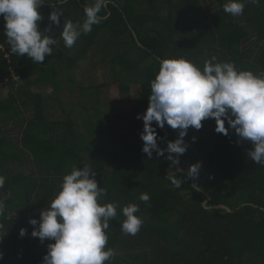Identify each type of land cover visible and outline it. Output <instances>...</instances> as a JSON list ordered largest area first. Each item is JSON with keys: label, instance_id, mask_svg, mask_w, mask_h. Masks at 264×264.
<instances>
[{"label": "trees", "instance_id": "trees-1", "mask_svg": "<svg viewBox=\"0 0 264 264\" xmlns=\"http://www.w3.org/2000/svg\"><path fill=\"white\" fill-rule=\"evenodd\" d=\"M226 2L108 0L102 22L67 48L59 32L67 20L83 22L88 0H45L38 9V28L50 27L46 34L57 44L39 64L9 53L0 16V84L8 88L0 96V176L5 177L0 264H42L53 241L32 237L34 226L28 221L39 220L73 166L91 167L98 187L106 190L98 202L118 205L106 245L115 255L105 264H264V166L247 158V142L232 129L227 136L215 132L212 118L202 121L199 130L189 127L185 153L172 155L182 171L204 157L194 183L167 157V143L178 138V130L152 122L164 155L154 150L149 159L141 150L143 121L137 115L146 111L150 82L162 59L184 58L202 69L215 56L244 70L240 66L247 63L238 60L235 50L255 38L240 57L250 62L249 71L264 74V0L246 3L240 16L224 12ZM53 10L62 13L58 24L48 19ZM209 15L216 16L212 23ZM95 56L96 67L107 70L101 82L76 85L70 75L59 80L65 70L82 61L91 64ZM112 84L120 98L102 100ZM130 85L137 86L135 99L128 95ZM46 86L53 94L45 92ZM179 178L183 183L175 187L171 179ZM141 193L150 196L147 203L139 199ZM130 203L139 205L136 215L143 219L134 236L120 227L121 209Z\"/></svg>", "mask_w": 264, "mask_h": 264}, {"label": "clouds", "instance_id": "clouds-1", "mask_svg": "<svg viewBox=\"0 0 264 264\" xmlns=\"http://www.w3.org/2000/svg\"><path fill=\"white\" fill-rule=\"evenodd\" d=\"M45 0H0V16L3 17V31L9 53L15 56H27L33 63L39 64L45 56H51L52 46L57 39L39 30L42 16L38 9ZM108 0H93L85 4L82 23L67 20L59 32L67 48L73 47L82 34L92 31L93 25L102 22L100 15ZM259 4L260 0H227L223 11L232 16L242 15L245 4ZM61 12L51 11L48 19L58 24ZM148 106L142 116L143 141L142 152L152 158L164 151L157 145L156 127L165 124L178 130V138L167 143L168 158L178 161L172 155H182L186 151L183 137L189 127L199 130L202 121L212 118L214 131L225 136L229 129L234 130L241 141L250 147L246 153L252 162L264 166V74L256 75L249 70H237L232 62H217L215 56L206 59L203 68L184 59L166 58L159 62L158 72L150 82ZM225 121L228 127H225ZM155 122L156 127L153 126ZM193 141L195 137L192 138ZM200 168L199 162L189 166L187 176L195 178ZM96 172L88 166H73L70 173L62 177L55 196L48 206L39 213V220L29 219L33 227L31 236L53 241L47 245V253L42 264H105L115 255L114 250L106 248L107 229L110 221L117 216V203L100 204L98 201L106 195V190L98 187ZM175 187L183 181L171 179ZM5 177L0 176V188ZM139 199L145 203L150 200L147 193H141ZM5 204L0 200V215ZM139 205L130 203L122 207L124 220L121 231L126 235H136L143 219L136 215ZM0 228L3 225L0 224ZM26 230L21 228L23 237ZM4 236V235H3ZM0 236V238H3Z\"/></svg>", "mask_w": 264, "mask_h": 264}, {"label": "rangeland", "instance_id": "rangeland-1", "mask_svg": "<svg viewBox=\"0 0 264 264\" xmlns=\"http://www.w3.org/2000/svg\"><path fill=\"white\" fill-rule=\"evenodd\" d=\"M207 2V1H206ZM93 0H88V4H92ZM208 9L207 7L205 8L204 12L207 13ZM216 19V16H208L207 21L209 23H212L214 20ZM208 24V23H203V25ZM250 41L248 42V44H244L243 46H238V49L235 50V54L236 57L238 58L239 61H241V59L247 63V65L244 66H240L242 69L244 70H250V62L247 60H244L243 58L240 57V51L243 50V48H246L248 45L250 46L249 43L254 44L253 42H255V38L254 39H249ZM237 51V52H236ZM7 58H8V54H7ZM96 60L99 61V57L95 56L94 57V62H92L91 64L85 61L80 62L72 71H67L65 70L64 73L59 75V80H62L64 75H70L74 78V83L76 85H78L79 83L82 85H90V83L93 82H98L100 80L103 79V74L106 73L107 74V70L104 69L103 67H101L100 65H98L96 67ZM94 63V65H93ZM93 65V66H92ZM100 66V67H99ZM241 70V69H240ZM17 80V79H16ZM101 82V81H100ZM71 86V85H70ZM7 86L6 83H1L0 84V96L1 97H5L6 96V91H7ZM45 90L46 93L48 94H53L54 89L51 86H46L43 88ZM41 88H37V91H41L43 90ZM128 95L131 99H135L137 96V86L136 85H130V88L128 90ZM66 95L63 94V97H65ZM121 94L119 91V88L116 84H112L108 87V89L102 92L101 94V98L102 100L104 99H113L116 100L118 99V97L120 98ZM91 98V97H90ZM64 99V98H63ZM71 99L73 100V103H75L77 101V92H75L74 94L71 95ZM75 105L73 104L72 107H74ZM76 108V107H75ZM78 110V109H77ZM30 117H32V113L29 115ZM12 136H14L12 134ZM185 145L187 146V143L184 142ZM204 161V157H199V164ZM188 170V169H186ZM187 180L189 179V177L186 178Z\"/></svg>", "mask_w": 264, "mask_h": 264}, {"label": "water", "instance_id": "water-1", "mask_svg": "<svg viewBox=\"0 0 264 264\" xmlns=\"http://www.w3.org/2000/svg\"><path fill=\"white\" fill-rule=\"evenodd\" d=\"M143 114H144V113H142L140 116H142ZM165 134H166V137H167V136H168V133L166 132ZM166 137H165V138H166ZM165 138H164V139H165ZM177 161H178V162L176 163V167H177V169L179 170V172L184 173V174H187V171H188V170H186V171H182V170L180 169V167H179V160H177ZM198 174H199V171H198ZM197 176H198V175H197ZM197 176H196V177H197ZM196 177H195V178H196ZM195 178L192 179V183H194ZM205 195H206V197H207V201L210 200L211 197H210L209 195H207V194H205ZM207 201L203 202V205H206ZM214 208H216V209H226V210H228L225 206H214Z\"/></svg>", "mask_w": 264, "mask_h": 264}]
</instances>
